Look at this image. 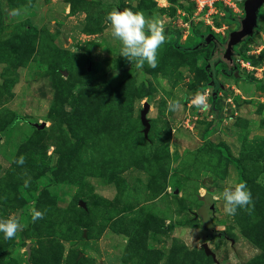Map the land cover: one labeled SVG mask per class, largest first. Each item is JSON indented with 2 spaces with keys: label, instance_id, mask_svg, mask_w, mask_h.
I'll return each mask as SVG.
<instances>
[{
  "label": "rangeland",
  "instance_id": "1",
  "mask_svg": "<svg viewBox=\"0 0 264 264\" xmlns=\"http://www.w3.org/2000/svg\"><path fill=\"white\" fill-rule=\"evenodd\" d=\"M122 9L162 23L156 67L120 55L105 17ZM240 16L209 24L190 0H0V220L21 223L0 234V264H264V4L230 62ZM237 183L251 205L229 215Z\"/></svg>",
  "mask_w": 264,
  "mask_h": 264
},
{
  "label": "clouds",
  "instance_id": "2",
  "mask_svg": "<svg viewBox=\"0 0 264 264\" xmlns=\"http://www.w3.org/2000/svg\"><path fill=\"white\" fill-rule=\"evenodd\" d=\"M106 23L110 26L111 37L120 42V55L128 61L133 60L137 68L147 64L149 67H156L157 51L165 42L166 35L162 23L159 20L147 21L141 12H133L130 9L112 10L105 17ZM191 103L201 110H207L209 107L205 94L197 91L191 97ZM179 102L173 100L168 104L170 111H176ZM18 164L24 163L23 156L16 161ZM225 211L229 215H234L237 209H243L251 205V193L247 190L245 184L237 183L234 187L225 188L222 192ZM215 201L216 197H211ZM43 213L33 209L31 219L35 222L42 218ZM21 228L20 221L15 217H9L0 220V234L5 240L14 238Z\"/></svg>",
  "mask_w": 264,
  "mask_h": 264
},
{
  "label": "water",
  "instance_id": "3",
  "mask_svg": "<svg viewBox=\"0 0 264 264\" xmlns=\"http://www.w3.org/2000/svg\"><path fill=\"white\" fill-rule=\"evenodd\" d=\"M264 4V0H245L244 1V15L241 18L240 28L229 33L228 41L224 49V58L228 61L233 62V53L234 48L239 43H241L246 37L253 35L255 28L258 26V13L261 7ZM124 10V9H122ZM213 34L206 36L205 42H209L213 39ZM235 75H238V72L235 71ZM148 110V104L146 105L145 110L142 113V119L146 123V112ZM45 123L41 126L43 127ZM211 208L214 210L215 206L212 201ZM207 220V217H206ZM207 254H210L215 258V254L209 249L207 243L203 244Z\"/></svg>",
  "mask_w": 264,
  "mask_h": 264
},
{
  "label": "built area",
  "instance_id": "4",
  "mask_svg": "<svg viewBox=\"0 0 264 264\" xmlns=\"http://www.w3.org/2000/svg\"><path fill=\"white\" fill-rule=\"evenodd\" d=\"M195 11V16L200 15L204 21L211 24L210 16L224 17L235 14L244 15L245 0H190Z\"/></svg>",
  "mask_w": 264,
  "mask_h": 264
},
{
  "label": "trees",
  "instance_id": "5",
  "mask_svg": "<svg viewBox=\"0 0 264 264\" xmlns=\"http://www.w3.org/2000/svg\"><path fill=\"white\" fill-rule=\"evenodd\" d=\"M236 67V66H235ZM213 78H214V76H213ZM212 84L214 85V86H218V85H220V82L219 81H217V80H215V79H213L212 80ZM216 88L214 87V90H215ZM215 93H217V92H214L213 94H215ZM212 99H213V102L215 101V99H216V95H214L213 97H212ZM216 146H218L219 148H220V150L225 154V150L222 148V147H220L219 145H216Z\"/></svg>",
  "mask_w": 264,
  "mask_h": 264
},
{
  "label": "flooded vegetation",
  "instance_id": "6",
  "mask_svg": "<svg viewBox=\"0 0 264 264\" xmlns=\"http://www.w3.org/2000/svg\"><path fill=\"white\" fill-rule=\"evenodd\" d=\"M205 39H206V37H205L204 39L202 38L203 43H206V42H205Z\"/></svg>",
  "mask_w": 264,
  "mask_h": 264
}]
</instances>
